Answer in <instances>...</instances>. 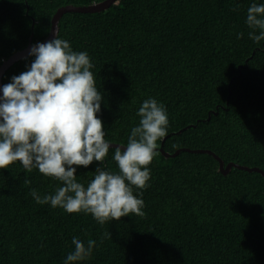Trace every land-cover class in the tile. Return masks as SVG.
<instances>
[{"label":"trees","instance_id":"trees-1","mask_svg":"<svg viewBox=\"0 0 264 264\" xmlns=\"http://www.w3.org/2000/svg\"><path fill=\"white\" fill-rule=\"evenodd\" d=\"M100 1L0 0V65L41 42L60 7ZM253 2L264 0H114L101 11L61 14L60 38L95 65L106 139L125 142L141 102L153 97L169 117L158 148L210 150L228 173L204 152L157 150L144 216L100 225L90 214L37 204L32 189L43 196L60 182L14 162L0 169V264H63L74 236L97 241L76 264H264V177L234 166L264 172V41L249 39L245 24ZM33 60L11 64L1 86ZM114 151L105 158L113 172ZM96 167H78L77 181L86 185ZM105 232L112 238L101 243Z\"/></svg>","mask_w":264,"mask_h":264},{"label":"clouds","instance_id":"clouds-1","mask_svg":"<svg viewBox=\"0 0 264 264\" xmlns=\"http://www.w3.org/2000/svg\"><path fill=\"white\" fill-rule=\"evenodd\" d=\"M245 24L249 39L256 44L264 41V3L248 7ZM28 55L34 57L28 70L0 86V169L19 161L25 172L36 169L60 182L53 193L41 196L32 189L30 195L37 204L68 214H90L100 225L130 214L144 216L149 166L169 126L166 106L153 97L141 102L135 114L138 123L115 147L112 159L118 171H110L105 158L113 144L105 138L98 115L104 96L96 87L88 52L73 50L57 31L52 40L33 45ZM94 162L93 177L86 185L78 182L77 168ZM24 184H31L27 176ZM111 238L105 232L101 243ZM72 244L74 250L63 264L85 261L97 247L96 240L85 244L75 236Z\"/></svg>","mask_w":264,"mask_h":264},{"label":"water","instance_id":"water-1","mask_svg":"<svg viewBox=\"0 0 264 264\" xmlns=\"http://www.w3.org/2000/svg\"><path fill=\"white\" fill-rule=\"evenodd\" d=\"M113 1L114 0H102L100 2L92 3L90 5H83V6L65 5V6L60 7L53 14V16L51 18V25H50V30L48 32V35L41 42H47V41L52 40L54 38L55 33L57 32V29H58L59 17L64 12L69 11V12L91 13V12L101 11V10H104L105 8H107ZM34 23H35V20L32 19V25H34ZM35 44H29L26 48L14 53L8 59H6L5 61L2 62V64L0 65V86H1V76H2L3 72L11 64H13L16 60L27 56L31 47ZM112 144L113 145H111V147H117L118 146V144H116V143H112ZM162 144H163V142H162ZM158 150L161 151V153L166 157L175 156L176 154H178L182 150L193 151V152H204V153L212 155L214 158H216L218 160L219 170L221 171V173H223L225 175L228 173V165L225 167L223 165V162L218 158V156L210 150H203V149L190 150L187 148H182V149H177L173 153H166V152H164L162 146L159 147ZM234 166H236L237 168H241L243 170H247L249 172H259L264 177V172L261 169H259L258 167H246V166H241V165H237V164H234Z\"/></svg>","mask_w":264,"mask_h":264}]
</instances>
